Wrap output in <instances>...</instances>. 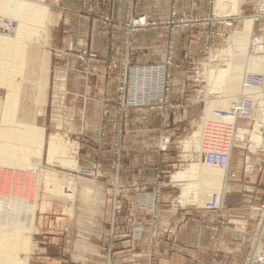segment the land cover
Segmentation results:
<instances>
[{
  "label": "rangeland",
  "instance_id": "1",
  "mask_svg": "<svg viewBox=\"0 0 264 264\" xmlns=\"http://www.w3.org/2000/svg\"><path fill=\"white\" fill-rule=\"evenodd\" d=\"M29 1L37 3V5L41 4L49 6L48 0H44L43 2H38L36 0ZM94 1L95 0H87L89 5L88 12L90 13L95 12L93 8ZM180 1L181 0H171L168 15H165L160 21L148 18L143 14H138L137 0H125L126 12L122 21L114 22L113 17L109 12L99 15L100 23L102 25L101 31L105 36L106 33L109 32L106 27L109 24L119 25L122 28H126L127 33L123 32L124 36H132L137 31H146L153 26H158L160 24L181 26L184 24L188 25L190 22L195 23L197 21L199 24L209 23V26L225 27V32L223 31V33H225V44L217 49L215 48L216 38L218 36L216 30L211 29L201 35L197 34V37L201 39L200 41L204 44L207 35L212 33L211 40L214 43L213 50L211 53L205 52V48L202 44V59L197 62L193 61L189 64L190 71L192 72L191 77L196 79L197 87L191 88V91L185 92L180 99H176L174 95L173 77H171V79L160 80L164 81V91L160 94H142L140 91L134 90V92H132L129 89H119V87L125 85L129 86L133 84V86H135L137 78L140 81L139 77L135 78L136 72L140 69L162 66L165 68L166 72L168 71L170 75L173 76L175 69L174 47L172 44H169L162 51L160 62L158 63H136L134 59L132 61L126 60L127 55L119 61L111 60L107 64L106 83L108 87H115L116 94L113 101L109 98L104 101V106L101 112L100 110L90 112L92 114H88L89 112L87 113L86 110L65 112L61 109L62 105L59 104V98L57 100V105L60 106L55 110L54 106L51 107V100L59 96L54 92L60 85L62 72H58L60 71V68H54L55 61L52 60L46 46L51 37L49 26H51L56 20L53 13L47 20L45 30L43 31L44 26L39 27L38 31L40 35H38V33L34 36H30L32 35L30 34L28 37L26 36L28 40L24 39L25 41H23L22 38L25 36L20 39V46L19 44L18 46L23 47L25 50L27 49V51H25V57L28 58H25L24 60L26 64L24 63L22 67L20 66L21 68L18 67L13 72V77L16 76L15 79L18 80V82H21L20 87H23L22 89L20 88L22 91L20 92L21 101L19 103V109L21 111L18 110V113L20 112V114L17 113V115L19 118H26V121L41 126L45 132V142L41 155L38 154L37 146L33 142L30 143L29 150H27L26 145H21L20 142H11L17 147V156L22 157L26 151H28L29 162L32 169H26L25 171V168H20V170H18L19 168L13 169V167H10L11 170H9V167L7 168L3 166V168L0 166V171H2L0 172V178H2L0 180H3V182L0 181V198H4V195H10L14 198L19 189L18 194L20 195H16L17 198H19L18 200L23 197L28 198L22 199L25 202L27 200V205L22 206V213L30 214L32 211V220L30 222L29 220H26L27 223L22 226L23 237L21 238L23 241L20 243V249L18 250V256L26 264H124L126 258L124 259V256L120 255L123 246L118 245V243H124L126 237L128 239L127 242H130V247L132 248L134 244L137 246V243L143 239L146 232H149V240L152 248H157V238L160 232L159 220L162 214V209L167 206L173 209V207L176 206V200L174 197H164L163 190L168 186L164 181L167 180V184L171 185L169 187L172 188L173 185L169 182H172V177L175 172L188 169L194 164H196L197 167H203L198 150L204 121L214 113V110L229 108L233 101L235 102L241 94L244 93L251 94L256 99V107L258 110L260 109L262 113L264 112L262 107L264 106V92L254 94L255 91L245 89L242 85L244 66L246 67L247 65V59L251 58L252 61L256 59V62L264 60V28L260 29L261 26H259V23L264 21V19L261 21H255L253 19V15L256 12V2L254 0H239L238 4L236 0L235 2L238 4L237 6L225 5L226 7L223 8V4L219 3L220 0H193L196 3L206 2L207 8L209 7L211 10L208 13L209 15L195 16V19L197 20H192L189 19L190 17L188 16L178 15L177 5ZM0 15L3 14L0 13ZM140 19H145L146 26H149V28L137 29L136 27H133L138 26L135 21L138 22ZM6 23H8V20H6ZM249 24L253 26V29H251L250 33L246 34V36L245 31L248 30L247 26ZM245 26L246 28H244ZM248 27L250 28V26ZM253 35L262 39L261 45L258 47L259 50L256 48L255 53H252L250 51L251 48L249 47L250 41L252 40V38L250 39V36L253 37ZM31 37L33 38L31 39ZM25 43L26 45H29L26 46ZM24 46L26 48H24ZM126 47L123 49V55L125 52L128 53V47ZM226 49H228V51L224 57L220 52ZM40 50L43 53H41V56H39ZM86 55L90 58H95L97 56L94 52L83 51L81 54L79 53L78 57L81 60L86 61ZM242 55L245 57L243 56V58H241ZM167 56L173 57L172 64L164 63ZM235 63L236 66H234ZM231 67L235 70L225 69ZM260 68L262 67L260 66L259 69ZM117 69L119 72L117 76H114V71ZM41 70L45 71L40 73ZM130 70L133 71L134 78H131V80L125 79L126 73L128 71L130 72ZM258 72H263L264 74V71ZM40 74L41 76H39ZM39 78L40 80L43 79V83L40 80L38 81ZM45 79L48 83L44 81ZM156 81L157 80H154V86H156ZM29 82H32V84L30 83V85ZM38 82H41L42 85H37ZM55 84L57 87H55ZM7 92L8 91L5 87L0 88L1 101L4 102L6 100ZM23 93H25L24 96ZM32 94L34 97L31 96ZM231 95L234 96L231 97ZM206 96L215 98L213 99L214 102L209 103L207 107H205L202 101ZM218 96L223 97L218 99ZM235 96H237V98ZM37 98L38 100L36 101ZM35 103L37 106H34ZM188 104H191L192 106L195 104L196 110L189 109ZM57 105H55V107ZM112 105H114L116 113L114 115L116 116L114 118L115 122H123L127 116L140 114L142 111H148L149 113L156 112L161 121L160 127L158 128L157 150L162 154L174 155L176 158H181L182 160L175 163L171 159H167L165 161L167 163V171L165 172V175L159 173L152 181L146 183L136 182L139 179H134L131 181V185L127 184V186H125L123 174L125 155L122 153V141L125 130L121 124H118V126L116 125V128L113 129L115 136L114 139H112L113 141L111 142L110 148L109 146L108 148H105L107 155L108 153L110 155V160L107 163V167L109 168L107 174L104 170L106 169L104 164L99 162L98 158L95 159L93 154H91L87 148L83 149L84 147L75 134L76 131L79 130L83 134H89V136L95 133L99 134L101 137L107 136L110 133L109 120L111 118ZM185 110H187V113H185ZM1 112L4 111L1 110ZM1 112L0 128L3 115ZM63 115L64 118H62ZM62 121L63 123H61ZM246 123H248V125H245V127L239 125L240 131L242 129L251 130L253 128L254 122ZM51 135L61 136H59V138L61 139V147L65 149L64 153L57 152L52 156L49 155L46 150V140ZM262 135L264 137L263 132ZM166 137L170 138V141L167 143L162 141ZM249 139L250 136L248 134L245 135L244 138H237V145L238 143H243L246 151L250 152L249 149H252L250 147L251 139L250 143ZM88 144L90 146L97 145H94L93 140L89 141ZM261 145L262 146H260L259 149L264 152V140ZM58 156H63V159L68 158L70 161L66 162L63 160L62 163L60 159H57ZM204 166L208 165L204 164ZM213 167L219 169V167ZM219 170L222 171L221 169ZM225 177H227V174ZM224 179L226 180V178H221L220 181L216 182V186L211 189L210 194L218 192V190L220 193L222 192V184L225 181ZM191 180L193 181V184L191 183L190 186L187 182H185V185H181L182 182L177 181L176 188H178V191L180 192L179 188H182L180 200H188L190 201L189 203H196L204 207L206 202L212 197L210 196L209 199H207L206 194L202 192V189L208 184L210 185L209 188H211L210 178H206L197 184L194 183V181L198 180V178L193 175ZM6 181L10 185L7 184ZM11 181H14L16 184ZM108 182H110V184ZM98 184L108 185V188L111 190L108 193V190L102 191L96 189V187L99 188ZM217 184L221 186H217ZM17 186H19V189H17ZM5 188L6 190H4ZM10 189H12L13 192L10 191ZM5 191L7 193L3 194ZM27 194L30 195L28 196ZM125 194L130 196V202L127 198L126 200L124 199ZM29 197L31 199H29ZM110 198L114 200L113 203L111 202V207L108 205L110 203ZM14 199L13 201H15ZM29 204L32 205L30 206L31 208L28 207ZM262 204H264V199H262L258 206H256L255 220L250 235L245 242V253L241 264L244 263V260L253 245L256 243H262L264 245V237L258 241L255 231V228L259 223V208ZM100 205H102V209L100 208ZM98 206L100 212L97 214V210L95 212V209ZM223 206L224 205L217 209L207 210H219L223 208ZM28 208V211L30 212H27ZM204 209L206 208L204 207ZM115 238L118 240L116 241V244L114 242ZM148 264H156L154 255H151Z\"/></svg>",
  "mask_w": 264,
  "mask_h": 264
},
{
  "label": "crops",
  "instance_id": "2",
  "mask_svg": "<svg viewBox=\"0 0 264 264\" xmlns=\"http://www.w3.org/2000/svg\"><path fill=\"white\" fill-rule=\"evenodd\" d=\"M48 2L51 14L53 13L56 20L49 26L51 37L46 46L52 60L55 61L54 68H60L58 72L63 73L60 85L56 90L53 89L55 90L53 92L60 96L51 100V107L54 106L55 110L62 105L61 109L65 112L75 110H86L88 114L98 110L101 112L104 101L107 98L113 101L116 94L115 87H108L106 83L107 64L111 60L119 61L126 55V60L134 59L136 63H158L162 51L169 44L174 47L173 91L176 99H180L185 92L197 87L196 79L191 77L189 65L202 59L203 43L197 34L201 35L207 30L214 29L218 32L215 48L225 44L223 33L225 27L209 26V23L199 24L197 21L181 26L160 24L146 31H137L132 36H124L126 28L109 24L106 26L109 32L105 36L101 31L99 15L109 12L114 22L122 21L126 12L125 0H95L94 13L88 12L87 0ZM237 3L239 4V0ZM170 5L171 0H137V13L160 21L168 15ZM177 8L179 16H188L192 20H197L195 16L209 15L211 10L207 8L206 2L196 3L193 0H181ZM259 26L263 29L264 21L260 22ZM126 46L128 53L125 52L123 55ZM83 51L94 52L97 56L90 58L86 55V61H83L78 57ZM118 72V69L115 70L114 76H117ZM58 98L60 105H57ZM213 99L215 98L206 96L202 100L205 107L213 103ZM111 108L110 133L107 136L101 137L97 133L89 136L79 130L74 133L83 149L87 148L95 159L98 158L99 162L104 164L107 174L110 155L109 153L107 155L105 148L108 146L110 148L115 136L113 129L118 124L125 130L122 141V153L125 155L123 173L125 186L131 185L134 179H139L136 182L146 183L152 181L159 173L165 175L167 159L175 163L182 160L157 150L158 128L161 121L156 112L142 111L140 114L127 116L123 122H115L114 105ZM188 108L196 110L195 104L193 106L188 104ZM246 122L240 121L239 125L245 127L248 125ZM262 132L264 134V126ZM92 140L94 145H97L90 146L88 142ZM259 148H256L257 151L249 149L250 152H247L245 145L238 143L231 157L226 180L222 184L224 206L219 210H207L196 203L182 204L180 200L182 188H179L180 192L176 188L178 182L172 177V182L169 183L173 186L170 188L167 180L164 181L168 185L163 190L164 197H174L176 206L173 209L169 206L162 209L157 248H152L149 232H146L137 246L134 244L132 248L125 237L124 243H118L123 246L120 247L122 249L120 255L126 258L124 264H148L151 255H154L156 264H241L245 242L255 220L256 206L264 199V152ZM98 185L99 188L96 189L108 190V193L111 190L108 185ZM209 186L205 187V192L209 191L207 199L211 195ZM126 198L131 201L128 194L124 195L125 200ZM109 201L108 205L111 207L114 200L110 198ZM100 208L96 207L97 214ZM116 241L118 240L115 238V244Z\"/></svg>",
  "mask_w": 264,
  "mask_h": 264
},
{
  "label": "bare ground",
  "instance_id": "3",
  "mask_svg": "<svg viewBox=\"0 0 264 264\" xmlns=\"http://www.w3.org/2000/svg\"><path fill=\"white\" fill-rule=\"evenodd\" d=\"M36 1H38V0H36ZM235 1L236 0H220L219 3H221L223 5L237 6V3H236L237 1L236 2ZM38 2H42V1H38ZM228 7H230V6H228ZM0 13L3 14V15H0V20L4 21V23L0 24V88L1 87H5L7 89V91H8L7 94H6V96H7L6 100L4 102L0 100V112H1V110L4 111V112H1V113H3V115H2V123H1V128H0V166H2V167L4 166V167H7V168L9 167V170H11L10 167L11 168L13 167V169L14 168H16V169L19 168L18 170H20V168H25V171H26V169H32V166L30 165V162H29L28 151H26V153L22 157L17 156V153H18L17 152V147H16V145L14 143H11V142H20L21 145H26L27 146V150H29L30 143L33 142L37 146L38 154L41 155V153L43 152V146H44V142H45V137H44V133L45 132H44V129L41 126H38V125H36L35 123H32V122L26 121L25 120L26 118L25 119L24 118H19V116L17 115L18 110H20L19 109V103L21 101L20 100V92L22 90H20L21 82H18V80L15 79L16 76L13 77V72L18 67H20V66L22 67V65L24 63L26 64V62H24V60H25V58H28V57H25L26 56V52L25 51H27V49L25 50V49H23V47H19L20 46V44H19L20 39L25 36L24 38H22L23 41H25L24 39H27L28 35L32 34L30 36H34V35L38 34L39 33V31H38L39 27H43L44 26V29L42 28L43 31H44L46 23H47V20L50 18L51 12H50V9H49L48 5H41V4L37 5V3L31 2L29 0H0ZM6 20H8L9 24L6 23ZM248 26H250V28ZM248 26H247L248 30L245 31V35L250 33L251 29H253V26H251L250 24ZM244 28H246V26ZM42 33H44V32H42ZM38 35H40V33ZM32 38L33 37H31V39ZM248 38H249V36H248ZM251 38L252 37L250 36V39ZM26 43H25V45H26ZM18 44H19V46H18ZM27 45H29V44H27ZM24 48H26V47L24 46ZM38 51H39V49H38ZM227 51H228V49L223 50L220 53L225 57ZM41 53H42V51L40 50V55L39 56H41ZM45 55H43V56H45ZM243 56L244 55H242L241 58H243ZM47 57H49V56H47ZM36 58H35V60H36ZM247 60H248L247 63H246L247 65H246V67L244 66V75H246L247 73H251V72L252 73H259L258 71H264L263 70V68H264V65H263L264 64V60H260L258 62L255 61L256 59L254 61H252L251 58L247 59ZM42 62L44 63L43 60H42ZM31 63H32V61H31ZM38 63H40V62H38ZM237 64H238V62H237ZM41 65H42V63H41ZM234 66H236V63H235ZM260 66L262 68L259 69ZM241 67H243V66H241ZM40 68H42V67H40ZM225 69L226 70L230 69V70H233V71L235 70V69H233V67L225 68ZM30 70H32V69H30ZM44 71L41 70L40 73H42ZM227 73H228V71H227ZM236 75H237V73H236ZM39 76H41V74ZM34 78H35V76H34ZM40 78L38 79V81L40 80ZM29 80H31V79H29ZM24 81H26V80H24ZM40 81L42 82L43 79L40 80ZM44 81L47 82L46 79ZM41 82L40 83L38 82V84L37 83L36 84L39 85V84H41ZM30 83L32 84V82H29V84ZM25 87H27V86H25ZM28 88H29V86H28ZM37 93H39V92H37ZM24 94L25 93H23V96H24ZM30 94H31V91H30ZM30 94H28V95H30ZM237 95H239V94H237ZM31 96H33V94ZM26 97H27V95H26ZM41 97H42V95H41ZM235 97L237 98V96H235ZM38 98L36 99V101L38 100ZM231 102H232V99H231ZM34 106H37L36 103H35ZM262 107H263V110H264V106H262ZM257 110H258V108H257ZM259 110H258L259 118H258L257 122H255L253 128L251 130H243L242 129L238 133V138L239 139L244 138L245 135H247V134L250 136V139H251V146L250 147H251L252 150H256V148L262 146L261 144L263 143V140H264L263 135H262V127L264 125V112L262 113L261 110L260 111ZM18 114H20V112ZM22 117H24V116H22ZM31 119H32V117H31ZM59 136L51 135L46 140V150H47V152L49 153L50 156H52L53 154H55L57 152H62V153L65 152V149L61 147V139L59 138ZM200 136H201V134H200ZM72 151H73V149H72ZM71 155H72V153H71ZM62 157L58 156L57 159H60L62 161V163H63V160L66 161V162L70 161V159H68V158L63 159ZM201 164L203 165V167H197L196 164H194L191 167H189L188 169L180 170V171L175 172V174L173 176V179L176 180V181H181L182 185H185L186 184L185 182H187V184L189 183V186H190V184L193 182L191 180V177L193 175L197 176V178H198V180L194 181V183H197V184L200 183V181L205 180L206 178H210L211 189H213L216 186V182L220 181L221 178L222 179L226 178L225 176H226L228 168H223V169L219 168V169L222 170V171H220L219 169H217V168H215L213 166L212 167L211 166H204V164L202 162H201ZM3 170H6V169H3ZM6 171H8V170H6ZM27 171H30V170H27ZM0 172H2V171H0ZM0 179H2V178H0ZM1 182H3V180ZM183 182H184V184H183ZM208 183H210V182H208ZM7 184H9V183L7 182ZM217 186H221V185L217 184ZM3 187H5V186H3ZM10 187H12V186H10ZM17 187H18L17 189H19V186H17ZM4 190H6V188ZM19 190H17L16 195L18 194ZM10 191H12V189H10ZM202 192L204 194L208 195L209 191L205 192V188H204V189H202ZM218 192H219V190H218ZM5 193H7V192L5 191L3 194H5ZM28 193H30V192H28ZM9 194H11V193H9ZM16 195L14 196V198H16V199L11 197L10 195L9 196L4 195V198H0V264H26L18 256V250L20 249V243H22V241H23L22 238H21V237H23V235H22V226H23V224L27 223L26 220H29V222L32 220V211L31 212L28 211L29 210V208H28L27 212H30V214L29 213H27V214L26 213L25 214L22 213L23 212L22 206L23 205H27L26 204L27 200L25 199L26 200V202H25L22 199L23 198H27V197H23L22 199L20 198V200H18L19 198H17ZM18 195H20V194H18ZM212 195L213 194L211 193L210 196H212ZM13 199L15 201H13ZM29 199H31V198L29 197ZM189 202L190 201H188V200H182L181 201V203H183V204L189 203ZM30 206H32V205L29 204L28 207H30Z\"/></svg>",
  "mask_w": 264,
  "mask_h": 264
},
{
  "label": "built area",
  "instance_id": "4",
  "mask_svg": "<svg viewBox=\"0 0 264 264\" xmlns=\"http://www.w3.org/2000/svg\"><path fill=\"white\" fill-rule=\"evenodd\" d=\"M39 1V0H38ZM44 1V0H40ZM256 2V12L253 15L255 21H261L264 19V0H254ZM4 23L0 20V24ZM138 26L137 29H147L145 19L135 21ZM8 24V23H7ZM131 27V26H129ZM212 33L208 34L206 41L203 44L205 52H212L214 43L211 40ZM262 39L258 36L252 37L250 41L251 52L255 53L261 45ZM173 57L167 56L164 60L166 64H172ZM140 78V81L138 78ZM170 73L165 71L162 66H157L149 69H140L136 72L135 78L137 83L127 86L119 87L120 90H131L132 92L140 91L142 94L153 93L160 94L164 91L165 79H171ZM134 78L132 70L128 71L125 75V79L131 80ZM154 80L156 86H154ZM242 85L245 89H251L255 91L254 94H260L264 92V74L263 73H247L244 75ZM243 88V89H244ZM259 118V112L256 107V99L251 94H241V96L231 104L227 109H216L214 113L206 119L203 123L201 136L199 139V157L203 164L208 166H216L221 169L229 168L233 150L237 145L238 133L240 131L239 122H257ZM163 142L170 141L169 137L164 138ZM223 205V195L218 192H214L211 199L206 202V209H217ZM259 223L255 228L258 241L264 237V204L259 208ZM243 264H264V245L262 243H256L253 245Z\"/></svg>",
  "mask_w": 264,
  "mask_h": 264
}]
</instances>
